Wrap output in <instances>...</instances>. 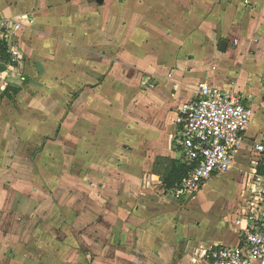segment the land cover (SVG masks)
<instances>
[{"label": "crops", "instance_id": "obj_1", "mask_svg": "<svg viewBox=\"0 0 264 264\" xmlns=\"http://www.w3.org/2000/svg\"><path fill=\"white\" fill-rule=\"evenodd\" d=\"M0 15L21 23L13 38V45L20 56L13 61L8 55L4 61L8 67L27 68L30 60L41 63L44 58L42 50L55 53L56 45H78L86 51L91 50L89 47L92 45L110 46L106 56L96 57L101 63L97 64L95 74L104 76L101 82L98 81L101 86L98 89L102 90L109 84L113 91H119L121 81L118 82L117 76L123 62L144 76L158 77L160 83L142 96L140 109L144 114L155 100L161 101L163 97L166 112L172 109L169 112L171 126L167 128L164 125L160 127L157 120L154 122L148 116H145L147 120L135 122L128 161L111 171L106 169L110 174L104 176L105 179L102 176L103 183L96 180L86 187L87 190L95 189L98 184L96 200L101 197V204L111 203L114 209L109 212L95 211L88 206L83 208L81 222L99 218L94 224L98 230L96 235H104L109 225L113 235L121 237L122 228L126 226L120 222L124 219L120 210L121 200L129 198L135 191L142 168L146 167L147 173L156 175L153 169L158 151H163L161 155L182 160L181 151L168 143L167 135L170 130L172 133L177 130L174 119L179 107L192 99L200 83L209 82L240 92L244 103L253 109L246 139L264 137V124L258 125L255 121L257 114H263L264 119V0H0ZM44 45H49L48 49ZM23 57L24 62L27 60L25 65L17 67ZM50 57L56 60L54 54ZM108 62L113 66L107 73L102 66L109 65ZM2 127L3 118H0ZM3 143V129H0V217L3 219L0 262L71 264L70 243L58 245L50 236L55 234L56 219L60 218L59 226L62 225L56 204L37 203L34 197L13 189L11 183L9 185V170L24 171L25 167L20 166L24 165L23 162H15L9 168L10 155L7 151L4 153ZM35 162L27 166L31 165L32 171L38 172L41 166L39 157ZM190 199L187 200L192 204L197 198ZM57 205L61 209L60 203ZM70 205L71 202L66 203L63 213L67 219L71 217ZM26 208L33 211L28 217L20 215ZM134 216L137 213L128 214L126 219H137ZM147 217L160 220L157 224L159 239L146 231L148 239L152 236V241L145 240L140 244L144 252L149 251L147 257L128 255L127 264H179L182 260L179 254H183L185 246H176L177 253L169 256V249L163 242L167 238V221L171 220L173 225L178 218L165 211L147 214ZM62 220L65 221L64 218ZM127 226L134 225L128 222ZM231 231L237 234L238 244L239 233L235 228ZM128 236H131L130 229ZM218 243L225 244L218 240L209 247ZM113 250L116 258L113 264H125L120 255V250H123L120 244L117 243ZM135 250L134 253L139 249Z\"/></svg>", "mask_w": 264, "mask_h": 264}, {"label": "rangeland", "instance_id": "obj_2", "mask_svg": "<svg viewBox=\"0 0 264 264\" xmlns=\"http://www.w3.org/2000/svg\"><path fill=\"white\" fill-rule=\"evenodd\" d=\"M48 46L44 45L47 49ZM77 46L56 45L55 53L42 50L43 64L30 60L27 68L22 67L27 61L24 62V57L17 66L22 68H10L5 62L0 64L4 71H0L3 151L10 155L9 168L15 162H23L24 165L20 166L25 167L24 171L9 170L8 183L26 196L34 197L37 203L56 204L62 225L59 226L60 218L56 219L55 234L50 236L58 245L70 243L71 264H113L116 260L113 249L117 243L123 248L120 255L125 264L131 254L135 258L147 257L149 251L144 252L140 242L152 241V236L148 239L146 231L158 237L157 224L160 223V220L150 219L147 214L163 211L174 213L178 218L173 225L171 220L167 221V238L163 242L169 249V256L177 253L176 246H185L183 254H179L182 258L179 264H205L200 250L208 248L212 242L222 240L227 245H235L238 237L231 228L238 232L236 215L249 206L242 198L257 186L254 183L255 163L251 160L253 155L247 147L240 149L231 170L209 179L193 197L181 199H176L173 188H167L165 184L169 174L177 167L172 161L177 158L161 155L163 151H158L153 169L156 175L147 173L146 167L142 168L135 191L129 198L121 200L120 210L124 219L120 222L126 226H123L120 238L113 235L109 225L104 235H96L98 230L94 224L98 217L81 222L84 215L80 214L86 206L95 211L114 210L111 203L101 204V197L96 200L98 184L95 189L87 190L86 187L96 180L103 183L102 176L110 174L106 169L111 171L128 161L135 122L138 124L142 119L147 120L145 116H148L154 122L158 121L160 127L164 125L167 128L171 126L169 112L172 109L166 112L163 97L161 101L155 100L144 114L140 109L142 96L160 83L158 77L144 76L123 62L117 76L118 82L121 81L119 91H113L109 84L99 90L98 81L101 82L104 76L95 74L97 64L101 63L96 57L106 56L110 46L92 45L88 51ZM48 54H54L56 60ZM112 66L113 63H110L102 69L108 73ZM136 87L138 89L135 90ZM255 121L258 125L264 124L263 114H257ZM168 135V143L181 150L176 130L173 133L170 130ZM38 157L41 166L35 172L27 164H35ZM98 168L104 171L97 172ZM193 198H197L194 203L187 201ZM68 202H71L68 206L69 219L63 215ZM59 203L61 209L57 208ZM29 210L23 209L20 215L30 216L33 211ZM132 213H137L134 216L137 219L127 220V215ZM128 222L134 226L128 227ZM64 225L65 233L62 230ZM91 226L93 228L88 229ZM1 228L3 219L0 217ZM135 248L139 250L134 253Z\"/></svg>", "mask_w": 264, "mask_h": 264}, {"label": "built area", "instance_id": "obj_3", "mask_svg": "<svg viewBox=\"0 0 264 264\" xmlns=\"http://www.w3.org/2000/svg\"><path fill=\"white\" fill-rule=\"evenodd\" d=\"M20 26L19 21L0 15V62L3 43L13 61L20 56L13 45ZM252 115L253 109L244 103L240 92L203 82L192 99L179 107L174 119L182 160L189 166L173 188L176 199L189 198L209 179L231 170L242 147L249 148L255 163L257 186L243 200L249 206L235 219L239 243L209 247L201 253L205 264H264V172H258L264 169V137L246 139Z\"/></svg>", "mask_w": 264, "mask_h": 264}, {"label": "trees", "instance_id": "obj_4", "mask_svg": "<svg viewBox=\"0 0 264 264\" xmlns=\"http://www.w3.org/2000/svg\"><path fill=\"white\" fill-rule=\"evenodd\" d=\"M1 50L3 54L2 62H4L5 58L8 57L6 43H3V45L1 46ZM2 70L3 67L0 66V71ZM172 161L177 164V167L169 174L168 178L165 180V184L167 188H171V187L174 188L175 185L179 183L182 180V178L186 175L189 169V166L186 163H184L181 159H173ZM258 172L263 173L264 169L261 167L259 168Z\"/></svg>", "mask_w": 264, "mask_h": 264}]
</instances>
